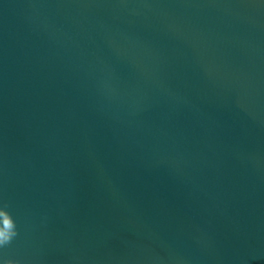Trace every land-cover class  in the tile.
Returning <instances> with one entry per match:
<instances>
[{
    "label": "water",
    "instance_id": "obj_1",
    "mask_svg": "<svg viewBox=\"0 0 264 264\" xmlns=\"http://www.w3.org/2000/svg\"><path fill=\"white\" fill-rule=\"evenodd\" d=\"M4 201L0 264H264V0H0Z\"/></svg>",
    "mask_w": 264,
    "mask_h": 264
},
{
    "label": "clouds",
    "instance_id": "obj_2",
    "mask_svg": "<svg viewBox=\"0 0 264 264\" xmlns=\"http://www.w3.org/2000/svg\"><path fill=\"white\" fill-rule=\"evenodd\" d=\"M0 248L10 244L19 234L17 224L12 214L8 211V202L4 201L0 206ZM4 264H18L16 260H5Z\"/></svg>",
    "mask_w": 264,
    "mask_h": 264
}]
</instances>
